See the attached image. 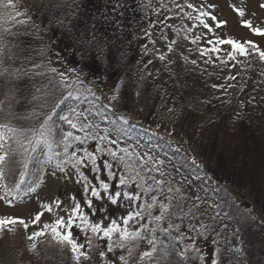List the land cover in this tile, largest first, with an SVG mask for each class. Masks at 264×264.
I'll return each mask as SVG.
<instances>
[{"label": "rangeland", "instance_id": "rangeland-1", "mask_svg": "<svg viewBox=\"0 0 264 264\" xmlns=\"http://www.w3.org/2000/svg\"><path fill=\"white\" fill-rule=\"evenodd\" d=\"M157 1L158 3H155ZM14 2V9L0 7V13L6 17L9 12L15 15L16 11H20L26 15L18 17L19 19H27L29 16L32 18L33 24L40 25L43 29H53V31H41V33L66 71L70 67L81 66L78 63L80 57L72 55L73 47H66V45H72V41L63 38L66 29H60L56 23L57 20H63L65 25H75L73 34L90 32L95 24L98 29V37L114 39V46H109L106 49L108 55L105 60L89 57L83 62L87 65L85 68L86 81L95 85L96 89H101V84L105 83L104 89H102L105 97L113 94L118 95L117 101L113 103L117 110L120 109L118 110L120 112L127 109L134 112L135 115L137 109H141L146 110L145 114L148 117H152L154 114L158 116L159 128H165L166 133L172 131L173 134H176L177 140L169 139L170 145H165L153 138L152 143L154 145L163 144V150L169 156H174V163H177L178 152L176 150L183 137L185 139L181 141L184 142L185 148L183 147L182 151L187 154L190 151L193 152L192 156H196L198 161L195 160L199 165L203 162L201 175L206 174L210 178V183L205 181V186L209 190L207 193L201 192V195H206L210 203L214 201L220 205L221 212L225 214L217 221L216 232L219 235L213 233L207 240L199 241L200 247L206 253L205 264H211L210 257L213 253H218L219 264H264V226H259L257 222L244 218L238 209L232 208L218 187V177L213 175V171L220 173L223 170H233L236 177L235 185L242 184V187L247 188L248 194L252 195L254 209L264 215V186L259 182L258 171L246 165L248 160H238L255 148L261 147L264 152V75H261L264 73V61L259 59L258 53L255 54L256 65L240 78L239 62L236 59H228L227 56V53L231 51V45H219L221 51L216 54L200 55L201 50L212 47L206 43V40L212 38L215 42L217 36L223 39H233L240 43L252 41L260 51H264V36L254 34L249 27L242 24V20H248L253 27L264 28V8L260 7L264 4V0H188L198 8L203 5L205 10L215 15L218 20L227 22L216 28L215 23L206 18L213 27V33H208L202 26L193 28L190 33H185L183 29L191 27L193 21L183 19L182 14L178 15L179 9L175 7V3L184 5L185 0H175V3L173 0H125V7L120 9L123 13V34L119 32L114 34L112 28L103 20V15L111 10L108 0H83V3L80 0H14ZM161 3L166 7L161 8ZM141 4L147 5L146 10H141ZM153 4H155L154 7ZM207 5L214 7L209 8ZM237 8L244 12L243 17L234 10ZM154 9H159V11L154 12ZM152 11L153 13H151ZM185 11L190 12L191 9L185 8ZM73 12L75 15L72 14ZM11 23L8 22V24ZM17 27L19 26L17 25ZM174 28L180 29L179 34L174 31ZM145 30L152 33V39L156 41L154 45L148 44V38L144 36ZM186 34L190 39L197 36L202 38L193 44L190 39H184ZM51 35H54L56 39H61L62 42L49 44L47 37ZM162 35L169 39H162ZM140 36L142 44H148V48L151 50L145 56L143 48H141V53H138L140 49L134 47ZM170 40L178 42L172 45L174 51L171 52L168 51ZM0 44L6 46L0 49V61H2L0 71L19 66L21 57L18 47L1 36ZM154 49H159L166 59L164 61L158 59L154 54ZM137 55H140L139 57L143 55V59L139 61V64L134 65ZM183 57H187V60ZM149 58L157 63L173 86H170L169 82L165 84L164 78L158 79L153 74L156 68L145 66L148 64ZM192 60H195L196 64H192ZM205 60H208L209 63H205ZM222 60H226L227 63H222ZM4 75L0 76V100L4 101V104L0 105L4 108V113H0V119H3L5 114L10 111L9 119L13 126L26 125L28 121L35 124L41 119V115L34 112L40 102L39 97L33 98L32 96L34 86L13 83V81L5 79ZM232 76H235L236 79H230ZM117 85H120L119 93H114L113 89ZM212 85H222L223 87L214 88ZM229 85H234V87H229ZM241 87H243V91H241ZM51 97L54 98L55 94ZM252 98H255V102L248 103ZM241 102H244L245 106L242 107ZM76 104H79L82 109L89 107V104L83 100L79 102L73 100L70 104H63L60 109H57V116L54 117L55 123L68 130V126L59 121L58 116L67 111L68 105ZM186 107L195 113V127L191 135L186 133L187 127L184 129L185 133L177 135L174 130L181 125L180 117ZM237 112L240 113L239 118L236 117ZM94 119L100 122L99 117H94ZM101 126L105 125L101 123ZM219 126L228 136L225 143L230 136L236 142L235 151L229 148V143L224 144L220 150L216 141V129ZM131 137L133 142L137 137L141 140L147 139L144 134ZM186 147L191 148L186 149ZM179 150L181 149L179 148ZM46 152V148L39 147L33 154L37 159L28 162L30 182L36 179L38 170L43 169L44 180L37 192L15 200H12L11 197L0 199V217L14 216L28 219L30 216H34L37 211H42L41 203H48L57 196L63 200L62 207L64 208L71 205V201L67 198L69 194L80 198L78 185L65 184L62 179L51 176L52 167L44 163ZM15 159L21 160V157L16 155ZM232 162L238 163L231 167ZM22 170H24L22 165L18 164L15 175L9 174L5 183L9 185L13 180H17L19 172ZM3 195V191L0 190V196ZM6 200H12L11 205ZM60 215H64V213L60 212ZM52 219H54L53 214L45 213L41 220V226ZM224 225L227 226L226 229ZM35 230L37 227L30 225L29 231ZM24 237L25 232L19 226L15 233L5 231L2 234V239L7 242L9 252V261L7 262L10 264H75L71 253L64 251L61 254L57 246L50 245L48 237L39 238L41 242L38 243L36 251L30 253L26 247L28 242ZM213 238L218 243L214 244ZM143 247L146 245H142ZM235 248H239L240 251H234ZM109 258H111V254H109ZM85 264H102V262L98 254L92 252L91 259ZM189 264H199V261L190 260Z\"/></svg>", "mask_w": 264, "mask_h": 264}, {"label": "snow or ice", "instance_id": "snow-or-ice-1", "mask_svg": "<svg viewBox=\"0 0 264 264\" xmlns=\"http://www.w3.org/2000/svg\"><path fill=\"white\" fill-rule=\"evenodd\" d=\"M80 2L83 3V0ZM173 2L175 3V0ZM108 3L111 10L103 15V20L112 28L114 34H123V13L120 9L125 7V0H108ZM0 7L14 9L15 2L0 0ZM140 7L141 10H146L147 5L141 4ZM163 7L166 5L161 3V8ZM175 7L179 9L178 15L182 14L183 19L193 21L191 27L183 29L185 33H190L193 28L199 26L208 33H213V27L206 18L211 19L216 28L227 23L218 20L215 15L205 10L203 5L198 8L188 0H185L184 5L175 3ZM260 7L264 8V4ZM185 8L191 11L186 12ZM234 10L241 17L244 16L241 9ZM153 11L158 12L159 9ZM72 14L75 15L74 12ZM25 15L20 11H16L15 15L9 12L6 17L0 13V26L8 22L18 26L33 23L31 17L18 18ZM56 23L60 29H66L63 38L72 41V45L66 47H73L72 55H79L78 63L81 66L70 67L66 72L58 71L55 67L49 69L54 77H59L58 83L62 91L60 96L54 99L39 128L25 129L13 126L9 119L10 111L0 119V190L4 193L0 199L11 197L15 200L37 192L44 180L42 168L36 173V179L23 190L21 185L24 171L19 172L20 180H13L12 187L5 181L9 174L15 175L18 164L27 170L29 160L37 159L33 154L41 146L47 149L44 163L52 167L51 176L62 179L65 184L78 185L80 198L69 194L67 198L71 205L64 208L63 200L57 196L48 203H41L42 211H37L28 219L0 217V238L5 231L15 233L19 226L25 232L24 239L28 242L26 247L30 253L36 251L38 243L41 242L39 238L48 237L50 245L57 246L61 254L64 251L70 252L75 264H85L91 259L92 252L98 254L102 264H189L190 260L205 264L206 253L200 247L199 241L207 240L213 233L219 235L216 232L217 221L225 215L221 212L220 205L214 201L210 203L206 195H201V192H208L205 181L210 183V178L206 174L201 175L202 166L197 164L195 159L191 161V172L185 170L184 163H174V156H169L163 150V144L152 143L153 137L157 136L155 131L141 128L147 139L141 140L137 137L133 142L130 133L137 128V124L117 111L113 102L117 101L118 95H109L106 97L108 103H102V96L97 95V90L89 86L91 82L86 83L87 65L83 62L89 57L105 60L108 55L106 49L114 46V39L98 37L95 24L90 32L73 34L75 25H65L63 20H57ZM242 24L249 27L254 34L264 36V28L253 27L248 20H242ZM33 27L35 33L53 31L51 28L43 29L40 25L33 24ZM174 31L179 34L180 29L174 28ZM3 32L11 34V29L3 28ZM22 35L25 34H14ZM144 36L148 38V44L156 43L151 32L145 30ZM161 38L169 39L163 35ZM201 38L197 36L190 39L187 34L184 36L185 40L190 39L193 44ZM47 39L49 44L62 42L54 35L48 36ZM177 43L176 40H170L168 51H174L172 45ZM206 43L212 47L201 50V56L206 53H219V45H231L227 56L228 59L235 60L237 55H250L247 47L250 46L258 53L259 59L264 61V51H260L251 41L240 43L217 36L215 42L209 38ZM148 44L141 46L145 55L149 51ZM4 47L6 46L0 44V49ZM45 50L51 49L45 46L40 54L44 55ZM154 54L161 61L166 59L159 49H154ZM183 58L187 60V57ZM221 62L227 63L226 60ZM151 63L149 60L148 64ZM191 63L196 64V61L192 60ZM205 63L209 61L205 60ZM6 72L8 69H3L0 76ZM230 79L235 80L236 77L232 76ZM119 90L120 85H117L113 92L119 93ZM68 100H83L89 107L82 109L79 104L68 105L67 111L58 116L59 121L68 126V130H65L55 123L54 117L57 116V109ZM254 102L255 98L248 101ZM3 104L4 101L0 100V105ZM241 106H245V103L241 102ZM0 113H4L3 107H0ZM106 113H111L114 118H110ZM239 116L240 113L237 112L236 117ZM94 117H99L100 122ZM101 123L105 126L102 127ZM171 135L172 133H169V136ZM17 154L21 156V160L15 159ZM12 200L6 202L11 205ZM60 212L64 215H60ZM45 213L53 214L54 219L41 226ZM30 225L37 227V230L29 231ZM224 227L227 228L226 225ZM212 242L218 243L215 238ZM142 245L146 247L142 248ZM234 251L239 252L240 249L235 248ZM217 255L218 253H213L210 257L211 264H219Z\"/></svg>", "mask_w": 264, "mask_h": 264}, {"label": "trees", "instance_id": "trees-1", "mask_svg": "<svg viewBox=\"0 0 264 264\" xmlns=\"http://www.w3.org/2000/svg\"><path fill=\"white\" fill-rule=\"evenodd\" d=\"M155 3H158L155 2ZM155 4H153V7ZM153 9V8H152ZM153 13V11L151 12ZM28 16V15H27ZM29 17V16H28ZM35 25V24H34ZM3 28H9L11 29V34L9 33H4ZM25 30H27L25 32ZM20 32L24 33L25 35L22 36H14L15 33ZM143 35V34H142ZM0 36L4 37L11 43L12 45H15L18 47V51L20 54V59H21V64L19 66H14L8 68V72L5 73L4 78L10 80L13 83H21L22 85H31L34 86V93L32 94L33 98H40L39 105L36 106L34 112L39 113L41 115V119L39 121H36L35 124L31 123L30 121L27 122L25 125H16L15 127L18 128H25V129H32V128H39L40 123L43 122L44 116L50 111L53 101L55 98L60 96L61 89L58 83L59 77H54L52 73L49 72V69L51 67H55L58 71L66 72V69L63 67L62 63L58 60L57 56L53 51H47L45 50V54L41 55V50L45 49V46H48L45 37L41 32L35 33L33 23H30L29 25L26 26H19L14 25L12 22L11 24L8 23H3L2 26H0ZM41 36L43 39H41ZM245 42V41H243ZM241 42V43H243ZM252 42V41H251ZM141 36L136 40V44L134 45L135 49H140L138 53H141V46L142 44ZM253 43V42H252ZM255 44V43H254ZM256 45V44H255ZM257 46V45H256ZM250 51V55L248 56H236V60L240 64V78L245 76L247 72L251 68H253L256 65V56L257 52L255 50H252L250 46H247ZM49 48V46H48ZM151 50L149 49V53ZM148 53V54H149ZM134 65L139 64V61L143 59V55L139 57L140 55H137ZM145 56V54H144ZM151 57V55H150ZM152 63L147 64L148 66H151L153 68H156L153 71V74L156 75V77L159 78H164L165 79V84H168L169 78H166V75L163 74V71L158 67L157 63L153 61L152 58H149ZM149 61V60H148ZM145 64V63H144ZM34 65H39L40 67H34ZM146 65V64H145ZM143 67V66H142ZM157 70V71H156ZM2 71V70H1ZM2 77V76H1ZM88 83V81H86ZM170 86H173L171 82ZM105 83L101 84V89H96L95 85H91L89 83L90 87H94L97 90V95L102 96V103H108L104 91L102 89ZM169 87V86H168ZM55 97H51V95H54ZM173 97V96H172ZM91 99V98H89ZM172 99V98H171ZM73 100H68L65 104H70L72 103ZM116 107V106H115ZM138 108V107H136ZM117 109V107H116ZM120 110V109H118ZM117 110V111H118ZM146 111V110H145ZM144 110L137 109V113L134 115V112L131 110L124 109L123 111H118L120 113L125 114L132 123L137 124V128L134 129L130 135L131 136H137L140 134H143L141 132V128H146L149 129L150 131H155L157 133L156 137H153L154 139H157L161 141L165 145H170V140L172 139L174 141L177 140L176 134H173L172 131L166 133L165 128H159L157 124V118L155 114L152 115V117H148L145 114ZM110 118H114L111 116V113H106ZM195 113L190 110L188 107H186L182 115L180 117V124L176 130L177 135L183 134L185 127H187L186 133L190 135L192 134V131L194 129V124L196 120V116H194ZM33 124V125H32ZM216 141L217 145L220 146V150H222V147L224 144L229 143V148L235 151L236 142L231 139L232 136H230L229 140L227 143H225V140L228 139V136H226V133L222 131V127H217L216 129ZM169 133H172L171 136H169ZM185 139L184 137L181 138V140ZM180 140V138H179ZM181 142L180 145L177 146V149H181L177 153V163H184L185 164V170L188 172H191L192 170V165L191 161L193 159H196V156H192L193 152L184 153L182 151V148H185L184 142ZM182 146V147H181ZM191 148V147H190ZM187 148L186 149H190ZM243 155V154H242ZM17 157H21L19 154H17ZM242 157V156H241ZM239 158L238 160L245 159L248 160L246 163L247 166L251 168H255L258 171V177H259V182L263 183L262 185L264 186V152H262L261 147L255 148V150H250L246 153V155L242 158ZM236 158V157H235ZM197 160V159H196ZM198 161V160H197ZM201 162V161H199ZM238 162H232L231 167L235 166ZM198 164V162H197ZM203 166V162L201 164ZM29 168V167H28ZM232 169V168H231ZM25 172V176L23 178V183L21 185V190L26 188L28 184H30V173L29 169L27 170H22ZM233 170H223L220 173H215L213 171V175H216L217 177V184L222 192L225 200L229 203V205L232 206L234 209H238V212L242 215L244 218L252 221V222H257L259 226H264V215L262 213L256 212L253 206L252 202V195L248 194L247 188L246 187H241L236 186L235 182V175L232 172ZM202 174V172H201ZM17 180H20V176L18 177ZM13 183L9 184V187H12ZM247 191V192H246ZM244 198V199H242ZM9 252L7 248V242L4 241V239L0 238V264H4L5 262L7 264H10L9 262Z\"/></svg>", "mask_w": 264, "mask_h": 264}]
</instances>
